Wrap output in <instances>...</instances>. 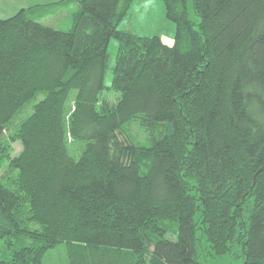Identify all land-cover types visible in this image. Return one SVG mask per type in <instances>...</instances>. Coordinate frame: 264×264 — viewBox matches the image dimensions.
<instances>
[{
  "label": "trees",
  "instance_id": "1",
  "mask_svg": "<svg viewBox=\"0 0 264 264\" xmlns=\"http://www.w3.org/2000/svg\"><path fill=\"white\" fill-rule=\"evenodd\" d=\"M133 1L0 17V264H264V0H163L168 38Z\"/></svg>",
  "mask_w": 264,
  "mask_h": 264
},
{
  "label": "rangeland",
  "instance_id": "2",
  "mask_svg": "<svg viewBox=\"0 0 264 264\" xmlns=\"http://www.w3.org/2000/svg\"><path fill=\"white\" fill-rule=\"evenodd\" d=\"M22 1L25 0H0V17H8L17 12L21 8L20 4H22ZM52 1L57 0H28L26 3L28 5H24L23 7ZM56 5L47 6V8L50 7L47 11L52 10L51 14L53 15L52 17H48L51 20L44 21L54 27L66 29L69 27L70 20H65V18H67L68 13L72 10L73 5H69L65 8L56 7ZM188 7L193 21H198L199 17L192 11L191 0L188 1ZM36 10L38 12H42L43 9L38 7ZM45 14H47L46 11ZM125 28H129L136 34H159L162 38H168L173 36L172 34L174 32L175 25L165 15L163 0H134L130 5L128 14L123 17L118 25V29ZM107 49L109 53V60L108 67L106 68L105 83L109 84L112 76L110 65H113L117 51V42L114 38L110 40ZM108 97L113 99V96L110 94ZM128 128L130 136L134 138L135 141H142V143L145 142L144 138L146 137V132L140 125H138L137 122H133L128 126ZM76 144V147H79V143ZM18 148L19 145L16 143L15 150H18ZM199 259L200 264H237L241 262V259L238 257H231L230 255L215 256L212 255L209 250H200ZM47 263L52 264L49 260Z\"/></svg>",
  "mask_w": 264,
  "mask_h": 264
},
{
  "label": "crops",
  "instance_id": "3",
  "mask_svg": "<svg viewBox=\"0 0 264 264\" xmlns=\"http://www.w3.org/2000/svg\"><path fill=\"white\" fill-rule=\"evenodd\" d=\"M28 2V0L22 1V4H20V7H23L24 5H28L26 4Z\"/></svg>",
  "mask_w": 264,
  "mask_h": 264
}]
</instances>
